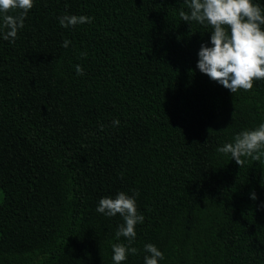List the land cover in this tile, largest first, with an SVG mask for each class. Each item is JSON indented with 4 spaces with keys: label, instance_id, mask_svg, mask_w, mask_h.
Here are the masks:
<instances>
[{
    "label": "trees",
    "instance_id": "obj_1",
    "mask_svg": "<svg viewBox=\"0 0 264 264\" xmlns=\"http://www.w3.org/2000/svg\"><path fill=\"white\" fill-rule=\"evenodd\" d=\"M189 2L34 0L0 36V264H114L124 221L96 208L119 192L144 217L121 264L149 243L159 264H264V149L218 151L264 123V80L232 94L200 72L213 29L180 19Z\"/></svg>",
    "mask_w": 264,
    "mask_h": 264
},
{
    "label": "clouds",
    "instance_id": "obj_2",
    "mask_svg": "<svg viewBox=\"0 0 264 264\" xmlns=\"http://www.w3.org/2000/svg\"><path fill=\"white\" fill-rule=\"evenodd\" d=\"M34 6V0H0V27L6 31L0 32L4 40L14 42L18 30L24 27V20L29 10ZM189 11L181 10L180 19L185 22L207 24L211 31V46L201 45L198 51L197 68L206 74L210 80L223 85L232 94L238 90L250 91L254 81L264 80V11L253 3V0H190ZM20 10L18 15L9 13ZM62 27L91 23L93 18L85 15H65L58 18ZM70 41L64 40L62 46L67 48ZM76 73L83 75V68L76 66ZM114 126L119 125L114 120ZM103 127V126H101ZM261 149H264V123L250 130L237 134L233 143H227L218 149L223 154H230L236 164L241 167L245 160L242 157L261 159ZM135 195H138L136 193ZM253 200L255 193L251 194ZM98 213L113 217L119 214L124 223L116 232V238H126L128 244L112 245L114 264H121L129 254H137V249L131 247L136 237L135 227L143 223L144 217L139 214L134 196L119 192L115 198L104 197L99 200L96 208ZM145 251L149 254L144 258V264H159L164 258L163 253L153 244H146Z\"/></svg>",
    "mask_w": 264,
    "mask_h": 264
}]
</instances>
